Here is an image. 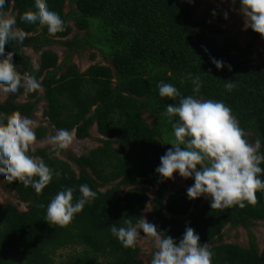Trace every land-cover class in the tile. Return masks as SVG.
<instances>
[{
    "label": "trees",
    "instance_id": "16d2710c",
    "mask_svg": "<svg viewBox=\"0 0 264 264\" xmlns=\"http://www.w3.org/2000/svg\"><path fill=\"white\" fill-rule=\"evenodd\" d=\"M66 3L74 8L70 14L65 13ZM34 4L35 0H14L5 5L6 10L11 8L16 27L29 34L22 41H10L5 52H13L17 70L35 76L43 91L11 94L0 103V114L32 119L44 102L47 126L35 129L37 142L57 129L73 127L78 140L88 138L93 127L102 139L99 147L70 159L77 170L55 156L57 149H29L30 156L45 161L53 178L40 193L22 182H10L9 190L27 210L0 206V264H56V252L67 248L79 250L58 264H144L138 243L135 248L123 247L110 226H124L126 219L135 223L143 216L149 201L147 184L156 186L150 223H159L158 233L179 242L190 226L200 244L208 243L212 264H264V251H259L252 235L247 248L221 242L226 228L249 231L264 222V191L256 193L255 204L246 203L244 208L211 209L210 198H187L193 179L183 178L184 188L172 191V180L155 172L175 139L172 123L162 113L166 105L189 95L226 104L245 138L261 141L264 154V61L252 62L259 35L251 33L252 41L244 49L232 42L218 47L208 37L207 21L194 20L193 11L175 0H47L49 9L64 21V31L50 35L46 27L29 26L20 19L25 11L35 10ZM70 20L84 33L81 38L68 40L73 33ZM91 26L95 36L89 33ZM55 45L67 50L62 64L51 50ZM25 49L39 55L37 66ZM88 49L110 59L111 66L96 64L79 72L69 63L70 56ZM212 59L223 61L224 67L217 70ZM197 77L201 84L194 92L192 80ZM225 82H233L231 91H226ZM161 83L174 85L180 97H161ZM23 95L26 101L17 102ZM143 113L152 117V126ZM82 184L97 192L96 199L67 225L49 223L50 200L71 187L75 202Z\"/></svg>",
    "mask_w": 264,
    "mask_h": 264
},
{
    "label": "clouds",
    "instance_id": "9594fccd",
    "mask_svg": "<svg viewBox=\"0 0 264 264\" xmlns=\"http://www.w3.org/2000/svg\"><path fill=\"white\" fill-rule=\"evenodd\" d=\"M14 0H0V95L19 91L31 93L43 91L41 83L33 75H22L13 63V52H5L10 41H22L28 33L16 27L11 8L5 5ZM239 11L244 17L245 29L264 38V0H239ZM34 11H25L20 19L29 26H44L50 35L64 31V21L48 7L47 0H35ZM217 70L224 67L221 60L211 61ZM193 91L199 92L200 80H192ZM231 91L233 82H225ZM161 97H180L178 89L170 83L158 85ZM172 123L174 140L160 157L155 169L164 180L176 173L184 179H193L187 189L189 200L210 198L211 209L256 203V193L264 191V154L261 141L250 143L231 109L222 101L197 99L192 95L180 97L177 104L166 105L162 113ZM176 118L173 123V118ZM35 122L19 113L0 114V178L9 182H22L40 193L52 180L53 171L39 157L28 154L30 146L37 143ZM77 129H57L55 135L40 144H51L58 149H68L76 140ZM59 156L60 152L57 151ZM74 189L59 191L46 208V220L51 224L67 225L86 204L96 199L97 192L89 185L79 186L80 197L73 202ZM44 207V205H40ZM151 206L146 205L145 211ZM110 233L125 248H135L140 234L154 238L156 251L148 264H212L213 253L208 243L200 244L199 234L188 226L177 242L171 236L158 233L153 223L144 216L126 219L124 226L111 224Z\"/></svg>",
    "mask_w": 264,
    "mask_h": 264
},
{
    "label": "rangeland",
    "instance_id": "374dc122",
    "mask_svg": "<svg viewBox=\"0 0 264 264\" xmlns=\"http://www.w3.org/2000/svg\"><path fill=\"white\" fill-rule=\"evenodd\" d=\"M179 5H185L193 11V19L196 21L206 20L210 32L208 34L209 39H211L218 47H221L225 42H232L236 44L239 48L244 49L251 41L252 34H255L251 29H245L244 26V17L239 11L240 5L237 4L234 0H175ZM74 10L73 7L66 3L65 13L70 14ZM70 26L73 28L72 35L68 40L73 39L74 37L81 38L84 33L78 32L74 28L73 21H69ZM91 36H95V29L91 26L89 31ZM51 50L57 55L59 63L62 64L67 50L61 45H55L51 47ZM25 53L32 60L34 66H37L39 55L33 53L30 49H25ZM95 54V58L92 60L91 55ZM264 61V38L257 37L255 39V48L252 50V62L253 64H259ZM70 64H73L77 67L79 72H84L92 65H101L110 67V59L107 61L101 56V54L92 49H88L82 53H74L70 56ZM40 92V91H39ZM41 93V92H40ZM11 94L0 95V103L4 102ZM26 101L25 96H21L17 102L24 103ZM46 104L41 102L36 112L33 115V120L35 122V129L38 126H47L46 120L43 118V112L45 110ZM144 119L152 126V117L148 113H143ZM34 129V130H35ZM55 134L49 133L46 140ZM249 135V134H248ZM102 138L98 136L96 128L93 127L90 130V135L84 140H76L68 149H58L57 146L51 144H44L41 146L39 142L35 145L30 146V150H51L57 149L60 152V155L57 156L59 159L70 164L75 170L76 166L72 164L70 159L79 158L84 154H87L89 151L100 146L99 140ZM45 140V141H46ZM172 184L170 189L172 191L179 190L184 188L183 178L179 177L178 174L174 173ZM10 182L0 178V206H6L8 204L14 205L19 211H26L27 205L19 201L18 197L13 191L9 190ZM148 190L149 201L147 205H150V211H143V216L150 222L151 211L153 207V199L156 196V186L153 184H147L145 186ZM102 192L105 189H100ZM169 192L166 194L168 195ZM205 198L203 201H205ZM146 208V207H145ZM158 222L155 225L158 232ZM142 237L138 240V246L141 250L140 259L144 264H148L151 259V255L156 251L154 238L147 234H140ZM250 235L255 238L257 247L260 252L264 251V222L257 223L249 231L244 229H224L221 242L225 244H233L241 247L247 248L249 246ZM79 249L67 248L64 250H59L55 255V263L58 264L64 258L73 254Z\"/></svg>",
    "mask_w": 264,
    "mask_h": 264
}]
</instances>
